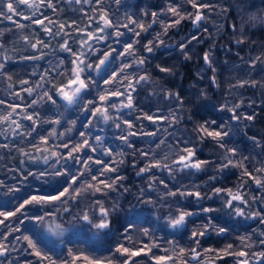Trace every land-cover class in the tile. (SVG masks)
<instances>
[{
  "label": "trees",
  "instance_id": "trees-1",
  "mask_svg": "<svg viewBox=\"0 0 264 264\" xmlns=\"http://www.w3.org/2000/svg\"><path fill=\"white\" fill-rule=\"evenodd\" d=\"M128 1L124 2L125 5L124 3L116 4L115 0H102V4H97L96 0H91V3L77 4L71 0H51L53 7H48L47 3H40L32 20L16 18L17 20L11 21L0 17V44L4 45L0 49V63L4 64V69L0 70V100L5 101L4 105H0V110L10 111L7 108L8 104L20 105L17 114L12 118L22 125L14 133V125L9 127L8 124H0V142H2L0 144L8 145L7 148L0 147V182L11 184L16 182L17 186L22 184L26 186L28 182H31L32 176H38L43 180L46 179L47 185L42 184L45 188L51 187L49 191H52L47 193L50 195L58 194L69 185L72 182V176H77L80 184L95 183L91 181V175H98L97 170L103 165L89 161L88 168L91 169L89 173L83 163L67 162L68 151L82 141L83 138L79 133L83 131L87 133L90 144L97 149L96 152L90 151L88 156L92 157L94 153L95 160L100 159L106 164L117 167L116 173L107 175L125 177L120 183L129 189L128 192H124L123 188H118L115 192H108L107 196L100 193L93 194L94 190H87L75 200L71 199V193H66L60 199L59 204L51 207L49 203L45 205V209L40 207V211H36L40 212L36 213L37 217L53 213L58 216L62 224L82 223L93 229L96 224L97 209L94 207V201L102 200L104 206L109 208L115 202L118 207L109 216L110 225L106 229H99L100 233L97 238H89L84 234L82 236L71 235L64 239L62 245L53 249L47 246L45 240L38 234L40 232L37 228L38 224L34 225V231H28L26 234L33 239L42 253L52 254L56 264H62L64 260L71 259L68 255L69 249H72L74 253H83L101 260L112 258L114 264H119L124 257L115 253L118 244L131 248L133 244L141 247L142 244L151 242L159 245L152 249V254L164 255L163 249L167 248L169 249L168 254L174 257L177 264H184L185 260L188 264H198L205 260H212L215 264H237L239 260L244 259L248 260V264H264V259L258 255H251V253L264 251V244L260 243L264 240V235H261L264 233V223H261V219L264 218V186H257L252 179L243 175L244 169H247L254 176L264 179V172L255 171L258 168H264V62L256 61L255 66H252L257 56L264 60V23L262 20L264 0H201L211 5L210 8L200 10L205 16L204 20L194 25L192 19L186 17L181 20L180 24L169 27L166 34L164 25L178 18L167 12L171 4L180 5L182 12L194 13L196 9L187 4L186 0ZM100 8L107 11L117 26L129 24L127 18L130 16L147 28V31L141 32L140 37H136L133 32L123 27L119 30L124 35L118 38L114 35L115 28L106 30L108 40H114L109 47L115 48L117 52L124 49L125 43L135 42L137 39L140 41L138 44L134 43L137 49L136 56L145 58L146 63L143 66L126 69L125 74L144 75L146 73L150 78L136 86L137 90L133 95L135 105L133 109H124L120 112L109 110L114 118L120 116L135 125L131 131L137 132V135L129 138L133 144L132 148L127 147L118 138L126 133L125 125L121 124V128L117 129L113 120L96 124L93 119L91 120L94 122L92 127H84L87 120L81 122L79 118L82 105L66 107L63 101L56 96L52 87L53 84L59 86L70 75L69 67L72 56L62 51L60 45L67 40L75 51L74 39L77 34L83 33L77 29L86 27L89 21L93 20H89V17L94 18L100 13ZM152 12H156L157 17L153 18ZM33 20L45 22L44 24L52 29L53 35H48L41 29V24L33 23ZM49 20L52 23H49ZM17 24L25 27L19 28ZM60 24H64L65 29L60 32V35H54L60 31ZM68 25L72 26L68 27ZM129 28H135V25L129 24ZM136 30L139 31V29ZM158 34L164 41L163 44H159L155 39ZM25 36L29 37L28 41L24 40ZM193 36L197 39L192 40ZM37 39L49 46L45 48L38 45L37 49L32 48L31 44ZM241 39L244 42L237 43ZM149 40H153L155 44L151 53L144 51L143 48ZM181 43L187 45L185 49L188 53L187 59L179 48ZM206 53L209 55L211 64L204 60ZM5 56L8 57L6 61ZM32 56L42 58L24 59V57ZM114 58L121 65L134 60L133 56L120 57L116 53ZM157 65L170 68L172 71L161 72ZM134 69L136 71H133ZM113 71L116 69H111V73ZM119 71L120 68L116 72L119 73ZM46 73L45 80H41V76ZM9 76L11 79H8ZM213 77H215V83H213ZM96 79L98 80V77ZM21 81H28V83L21 84ZM244 81L247 83L240 86ZM253 81L256 82L255 86L252 84ZM24 88H33L34 91L29 95L22 90ZM90 89L92 90L91 87ZM44 91H49L56 100L55 104L47 98L40 99ZM168 91L178 93L183 104H180L175 97L165 98V93ZM15 93H20L22 99ZM92 96L91 93L87 95V98ZM33 99L38 100L39 103L32 108H26V105L30 104ZM238 103L241 107L236 110L237 113L241 117L252 115L254 117L252 120L241 118L239 121H232L231 113L227 111V108L221 110L222 106L226 105L230 108ZM32 112L39 114L34 117L35 126L31 121L22 118L26 113ZM145 112L165 117L175 114L179 123H172L171 118L153 123L142 118ZM138 116L141 119L138 120ZM56 119L60 120L59 124L50 123ZM213 120L216 121V125L212 127L223 124L231 129L230 136L226 138L227 147H234L238 150L237 156L233 159L242 166H230L223 171H217L218 165L224 162L225 150L219 149L211 138L201 141L195 131L205 121ZM53 130L55 134L50 135ZM141 131L155 132L156 135L143 136L139 134ZM96 136L101 137V144L96 143ZM41 137L47 138V143H44ZM161 140L164 141L163 144H160ZM184 141L196 145L197 159L210 162L204 166L203 171H175L177 165H174L172 161L178 159ZM64 144H68L69 148H64ZM157 144H160L159 148ZM43 149L48 150L46 154L39 153V150ZM104 149H111L112 155H105ZM137 149L149 152V157H141ZM53 152L57 155L53 156ZM24 153H27V156ZM44 157L47 158V163ZM245 157L247 159H244ZM151 159H160L168 163L174 169L173 174L169 175L165 169L153 168L151 173L137 176L136 172L139 168L144 167ZM121 160L123 163H120ZM113 161L115 163H112ZM39 172H46L49 177H43ZM57 172H66L63 175L64 178L62 179V175H57ZM70 172H72L71 177L66 179ZM81 172L85 174L81 176ZM151 175L164 180L168 188L173 191L181 185L188 187L200 185V191L206 193H210L214 187L232 189L233 194L240 191L248 200V204L234 203L237 207L244 209L245 215L237 216L233 210L223 207L226 194L220 197L213 196L211 200L205 199L199 203L194 197H164L167 190L158 181L153 189L148 188V178ZM211 176H215L216 179L210 180ZM77 183L73 184V187L77 188ZM24 188L26 190L21 191L22 188H20V191H15V193H18V196L21 194L24 196L29 186ZM140 189H144L143 196L140 195ZM44 191L37 192L43 194ZM161 197L164 198L161 199ZM11 204L5 203L9 206L8 209L11 208ZM178 207L196 214L188 218L186 226L173 229L168 226L167 216L170 211ZM201 207H212L217 211L203 213L200 211ZM0 208H2L1 205ZM84 212L89 213L91 223L82 218ZM256 212L260 215L252 216V213ZM209 217L212 218L214 224L226 228L227 231L217 234L209 230L205 236L199 238L200 245L197 247L191 233L206 223ZM129 225L132 227L128 228ZM126 228H128L127 233ZM145 228L149 229L150 236L143 235ZM125 236L131 237V242L126 240ZM229 244L233 245L230 251L244 250L250 255L248 257L224 255L221 250ZM174 246L176 251H173ZM192 247H196L200 254L198 262L193 260L191 255L183 257L176 255L179 248L187 250ZM205 249L216 251L206 252ZM217 255L222 258L218 259ZM134 260L136 264H154L151 256L141 255L135 257ZM1 264H13L11 257L3 259ZM32 264H37V262H32Z\"/></svg>",
  "mask_w": 264,
  "mask_h": 264
},
{
  "label": "snow or ice",
  "instance_id": "snow-or-ice-1",
  "mask_svg": "<svg viewBox=\"0 0 264 264\" xmlns=\"http://www.w3.org/2000/svg\"><path fill=\"white\" fill-rule=\"evenodd\" d=\"M76 3H91V0H75ZM121 0H115L116 4H120ZM41 4L47 3L48 7H53L51 4V0H40ZM97 4H102V0H96ZM187 4H190L193 9H196L195 13L193 12H187L184 11L182 12L181 6L177 4H171L167 8V12L171 13L173 16L178 17L177 19L171 21L168 24L164 25V33H167V30L169 27H172L174 25L180 24L182 19L191 18L193 24H199L202 20L205 19L204 14L200 11L201 9L205 8H210L211 5L206 4L201 2V0H186ZM26 5L28 7H36L38 8V5H35L34 3H29V0H0V17H3L4 19L11 20L13 15H21V12L19 11V5ZM95 10V9H94ZM100 15H99V21L103 22V25L97 21V27L94 31H88L87 29H77V31H81L84 33L86 36L85 39L80 41V46L81 49L87 48V52L84 51H73L72 47L69 45L68 41L65 40L63 44L60 45V49L62 51L68 52L71 54L72 57H74L71 61L73 68L71 69V74L70 76L67 77V82L66 83H61L59 86L56 84H53L52 87L55 90V93L59 95L63 100L67 101L68 104H73L78 102L81 93L85 92L86 90L89 89L90 84H95V81L91 80L90 77H85L83 74L85 72V69H95V70H100L102 67H104L112 57L113 53H116L120 57H126V56H133L134 60L129 62V63H124L120 67L119 73L116 71H113L111 75L107 78L104 79L103 83L105 85L111 86L110 89H105L101 91L96 99L93 100H88L84 110L85 111H90V114L93 118L95 119H101L104 123H108L110 120H113L115 123V127L117 129L121 128V124L125 125L127 128V131L125 134H122L118 138L123 141L127 147L132 148L133 144L130 142L129 138L134 137L137 135V132L131 131L135 127V125L127 119H122L120 116H116L115 118L110 115V109L116 110L117 112H120L121 109L127 108V109H133L135 107L134 102H133V93L136 92L137 88L136 86L141 84L142 82L148 81L150 78L149 76L145 73L144 75H128L125 74L126 69H131L134 66L139 67L143 66L146 63L145 58L136 56L137 49L134 47V43L138 44L140 41L137 39L135 42H130V43H125L124 44V49L121 52L117 53V50L115 48L109 47V50L104 51L102 54V58L98 59V62L93 64V63H88L87 62V55L90 52H98L99 49H96L93 47V45L90 43L91 41H106L109 37L108 35H105L106 28H115V33L114 35L118 38L124 35L123 32L119 30L120 27L127 28L128 31L133 32V34L136 37H140L141 32L147 31V28L143 23H140L138 20L132 19V17H128V22L129 24L135 25V28H129V24H122L117 26L116 24L113 23L111 17L108 15L107 11L104 10L103 8L99 9ZM147 15V13H145ZM151 16L153 18L157 17L156 12H152ZM24 19L32 20V17L30 16H24ZM47 19V17H45ZM92 17H89V20H92ZM33 23L36 24H43L42 20H33ZM49 23H52L51 20H49ZM73 24H75V21H73ZM72 25H68V27H71ZM17 27L23 28L25 27L22 24H17ZM90 27V26H89ZM150 27V25L148 26ZM60 31L56 32L54 35H60V32H62L65 29L64 24L59 25ZM136 29H139L137 31ZM48 35H53L52 29L48 27H44L43 29ZM96 33H99V35H96ZM65 35H68V33H65ZM159 44H163L164 41L160 38V35L158 34L155 38ZM192 40H196L197 37L193 36L191 38ZM25 41L29 40L28 36L24 37ZM119 42V40H117ZM191 41H189L190 43ZM244 41L238 40L237 43H243ZM39 46H43L47 48L49 45L45 43L42 40L37 39L35 43L31 44V47L34 49H37ZM4 47L3 44H0V49ZM155 44L153 40H149L146 44L143 45L144 51L151 53L154 50ZM187 45L184 43H181L179 45V48L181 49L182 54L185 56V58H188V53L185 51ZM42 57H24V59H39ZM8 59L7 56L4 57V60L6 61ZM204 60L206 63L211 64V60L209 58V55L206 53L204 55ZM256 61H261L262 58L260 56H257L255 60L252 62V66H255ZM63 63V61H61ZM159 70L161 72L169 73L172 70L170 68L166 67H161L160 65H157ZM4 69V64L0 63V70ZM47 73L45 75L41 76V80H45ZM8 79H11L9 76ZM127 81L125 84L124 82ZM50 82V81H46ZM28 81H21V84H27ZM123 85V91L121 90L120 87L117 86V84ZM213 83H215V77H213ZM244 83H247V81L241 82L240 86H243ZM253 86H255L256 82H252ZM38 87L42 85H37ZM24 92H27L29 95L32 94L34 91L33 88H24L22 89ZM15 95L19 98L20 93H15ZM200 95H203V93H200ZM123 97L124 99H119ZM175 97L177 101L180 104H183V100L179 97L178 93H172L170 91L165 93V98H172ZM47 98L48 101H50L52 104L56 103V100L53 98V96L49 93V91H44L43 95L40 97V99ZM117 98L119 99V107L116 103H112V99ZM39 101L36 99H33L30 104L26 105V108H32L34 105L38 104ZM243 103V102H241ZM5 101L0 100V105H4ZM91 106V107H89ZM21 106L16 105V104H8L7 108L10 109V111H7L4 115H0V124H8L9 127L12 125L15 126L13 129V132L15 133L16 129H20L22 127L21 123H19L16 119H13L12 117L17 114V109H19ZM241 107V104H235L233 107H227L222 106L221 110L223 111L225 108H227V111L231 113L230 119L232 121H239L241 118L246 119V120H252L254 117L252 115H245L241 117L240 114L237 113V109ZM39 114L36 112L32 113H26L22 118L27 121H31L33 125L36 124V119L34 117H37ZM143 119L151 121L153 123H156L158 120L165 121L169 120L171 118L172 123H179V119L175 116V114H171V117H165V116H154L150 115L148 113H143L142 116ZM137 119H141L140 116L137 117ZM50 123H55L59 124L60 120L56 119L53 121H50ZM74 123V122H73ZM92 121L90 120L88 122V125H85V127L91 125ZM213 125H216V121H205L204 124L199 125L195 131L198 133V139L201 141L204 140L205 138H211L216 142V145L218 146L219 149H224V155H223V163L219 164L217 167V171H223L224 169L229 168L230 166H242L238 165L237 162L233 159V157H236L238 154V150L236 148H229L227 147V140L226 138L230 136L231 129L227 128L226 125H217L216 127H212ZM143 127V125H141ZM169 127H171V124H169ZM35 130V129H33ZM70 131V129H69ZM31 135V133H28ZM55 130H53L50 135H54ZM140 135L143 136H155V132H143L141 131L139 133ZM23 135V134H21ZM63 135V133L61 134ZM80 137H82V141L78 144H75L73 147L70 148L68 151V157L73 158L74 154L81 153L85 148H90L92 152H96L97 149L96 147H93L90 144L89 139L87 138V133L85 132H80L79 133ZM41 140L44 143H47V138L41 137ZM95 141L97 144H101V137L96 136ZM164 141L161 140L160 144H163ZM160 144H157V148L160 147ZM184 146L180 148V154L178 155V159L173 160L172 163L174 165H177V168L175 171L182 172L184 170H194L196 172H200L204 170V166L208 165L210 162L207 160H200L196 159V145L195 144H189L188 141L183 142ZM0 147L7 148L8 145H0ZM64 148H69L68 144L63 145ZM23 152V150L21 149ZM139 152V155L141 157L148 158L150 153L147 151H141L139 149L136 150ZM104 154L105 155H112V150L111 149H104ZM135 154V153H133ZM24 155L27 156V153H24ZM53 156H56L57 153L53 152ZM123 155V153H121ZM75 159L77 162H80L79 156H75ZM164 159H167V157H164ZM244 159H247L245 157ZM93 157L89 156L87 160L83 161V165L85 169L90 173L91 169L88 168V163L89 161H92ZM45 162L47 163V158H45ZM23 163V161H21ZM95 164L98 165H103L102 168L98 169V175H91V182H86L85 185H82L80 188H75L73 189V184L77 182L79 179L77 176H72L71 180L72 182L68 185V187L64 188L63 191L59 192L58 195L55 196H37V195H32L29 196L26 199H23L21 203L15 208L14 211H0V217H3V219H0V224H5V221L9 220L10 218L13 217H18V215H23L24 210L26 206L29 205H40L44 203H51L54 201L60 200L62 197L65 196L66 193H69V189H72L71 193V199L75 200L78 196H80L84 191L87 190H94L93 194L95 193H100L104 196L108 195V192H115L118 190V188H123L124 192H128L129 189L124 187L121 181L125 179V177L116 175L114 177L108 176V173H116L118 171L117 167L111 166V164H106L104 161L100 159H96L94 161ZM112 163H115L113 161ZM120 163H123L121 160ZM135 166V164L133 165ZM165 169L168 171L169 175H172L174 172V169L172 166H170L168 163H164L163 160L160 159H151L148 161V163L144 166L139 168V170L136 172L137 176H141L142 174L145 173H151L152 169ZM256 172H264V168H258L255 170ZM45 173H40V175H44ZM57 175H61L62 173L57 172ZM85 173L81 172L80 175L83 176ZM29 175H32V173H29ZM243 175L248 176L250 179H252L257 186H264V179L258 178L254 176L251 172H249L247 169H244ZM103 177V179H101ZM210 180H215V176L209 177ZM159 182V184L163 185V187L167 190L164 193V197H194L197 203H199L201 200H211L213 196L220 197L224 194H226V198L224 199L223 207H226L228 209H231L234 211V213L237 216H244L245 212L244 209L241 207H237L234 202H239L241 204H248V200L245 198V196L240 192L237 191L235 194H233L232 189H223L220 187H214L211 189L210 193L206 192H201L200 191V185H192L190 187L181 185L180 188H177L175 191L170 190L168 188V184L165 183L164 180L159 179L155 175H151L148 178V188L153 189L156 182ZM3 182H0V185H2ZM144 194V189H140V195L143 196ZM164 197H161L163 199ZM66 202V201H65ZM151 203V201H148ZM94 207L98 208L99 211V223H96L94 225L95 228L97 229H106L110 225L109 221V216L111 212L115 211L118 207V205L113 202L111 207H105L104 202L102 200H95L94 201ZM67 211V209H65ZM201 212L203 213H213L216 212L217 209L212 208V207H201L200 209ZM196 213L193 211H188L182 208H176L174 211H170L168 216H167V223L168 226L177 229L181 228L187 225L188 223V218L195 215ZM260 213H252V216H259ZM82 218L85 221H90L89 219V213L84 212ZM35 219L43 221L44 217H35ZM20 223H23V221H20ZM261 223H264V218L261 219ZM59 227V226H57ZM132 225H129L128 228H131ZM128 228L125 229V232L127 233ZM209 230L215 231L217 234H222L227 231L226 228L224 227H219L218 225L213 223V220L211 217L208 218L207 222L200 225L198 230H194L191 233V237L193 239V242L195 245L198 247L200 245V237H203L207 234ZM12 231L19 232V228H14ZM11 233H9L10 235ZM143 235L144 236H150L149 229L145 228L143 229ZM261 235H264L262 233ZM5 240H7V236L4 237ZM17 241L21 240V237H16L15 238ZM126 240H129L131 242V237L125 236ZM246 239V238H241ZM22 240L27 242V248L32 249V252L30 253L31 255H35L38 260L40 261V264H44L45 261H47V264H56L52 258L44 253L41 252L37 248L36 243L33 241V239L28 236L24 235L22 237ZM172 243V242H170ZM261 244H264V240L260 241ZM154 247H159L158 244L155 242L151 243H144L142 244L141 247H136L135 244H133V247H126L124 244H118L115 253L119 254L120 256L124 257L122 261L119 262V264H136V261L134 260L135 257H140L141 255L144 256H151V259L154 261V264H169V262H172V264H175V259L172 255L168 254L169 249L165 248L163 249L164 255H154L152 254V249ZM246 247H250V245H246ZM233 248L232 244L227 245L225 249H222L221 251L224 253L226 256H236V257H248L250 255L249 252L240 250V251H230ZM27 250V249H26ZM9 248L6 244L0 242V256H4L8 253ZM173 251H176L175 246L173 247ZM206 252H214L216 250L214 249H205ZM68 255L71 257L70 260H64L62 264H114V259L112 258H107L104 260H101L99 258L95 257H90L88 255H85L83 253H74L72 249H69ZM177 256L183 257L186 255H191L193 260H196L197 262L199 261V252L197 251L196 247H192L189 249H184V248H179L178 251L176 252ZM252 256H259L262 259H264V251L260 253H251ZM218 259H221L222 257L217 255ZM28 264H32L31 261L28 262ZM184 264H188V261L185 260ZM237 264H248V260H239Z\"/></svg>",
  "mask_w": 264,
  "mask_h": 264
},
{
  "label": "rangeland",
  "instance_id": "rangeland-1",
  "mask_svg": "<svg viewBox=\"0 0 264 264\" xmlns=\"http://www.w3.org/2000/svg\"><path fill=\"white\" fill-rule=\"evenodd\" d=\"M71 1L74 2L75 0H71ZM125 1L129 2L128 0H125ZM125 1L120 2V4L124 3ZM29 3H34L35 5H38V8L40 7V0H29ZM124 4L126 5V3H124ZM38 8L28 7L26 5L21 4V5H19V11L21 12V15H19V16L13 15L11 21L15 20L16 18H24V16L32 17L37 12ZM99 15H100V13H98L96 16H94L93 20L89 21V23L83 29H87L88 31H94L97 27V21H99ZM262 20L264 23V13H263V19ZM44 23L45 22H43V24H41V26H40L41 29H44V27L46 26L45 25L46 23L45 24ZM99 23L101 25H103L102 21H99ZM194 25H198V24H194ZM107 29H109V28H106V30ZM23 33H25V32L23 31ZM106 34H107V32H105V35ZM96 35H99V33H96ZM85 38H86V36L84 35V33L76 35V38L74 39L75 40L74 45H76L74 47L75 51H77V52H79V51L87 52L88 51L87 48L81 49V46H80V41L85 39ZM108 39L106 41H99V42L91 41L90 42L93 45V47L96 49H99V51L88 53V55H87V62L88 63H93V64L97 63L98 59L102 58L103 52L109 50L108 47L110 44H113L112 42H114V40H108ZM105 45H107L106 48H105ZM121 51H123V50L120 49V52ZM114 57H115V53L110 58L109 62L104 67H102L100 70H95L94 68L93 69H85V72L83 75L85 77H90L91 80L95 81V84H91L90 87L92 88V90L89 87L88 90L81 93V96H80L78 102L73 103V104H68L67 101L63 100L59 95L56 94V96L63 101V103L66 107H76V106L82 105L81 110H80V117H79L81 119V122L84 120L90 121L93 119H94L96 124L102 122L101 119L93 118L90 114V111H85L84 108H85V105H86L88 100L96 99L98 94L101 91L111 88V86L105 85L103 83V81H104V79H107L111 75V74H109V73H111V69H114V70L116 69V71H117V69L121 67V64H119V62ZM73 58L74 57L71 58V61ZM69 68H70L69 70H70V74H71V69L73 68L72 63H70ZM133 71H136V70L134 69ZM135 75H140V73H137ZM103 76H104V78H102ZM97 77H98V80L96 79ZM66 82H67V80L63 83H66ZM124 83L126 84L127 81H125ZM117 86L120 87L121 90L123 91V85H120L118 83ZM91 93L93 96L90 98H87V95H90ZM132 95H134V93ZM119 99H124V98L121 97ZM119 99L113 98L111 102L116 103L119 107ZM89 107H91V106H89ZM124 109H127V108H124ZM124 109H121V110H124ZM2 113H6V112L0 110V115ZM87 121L84 123V125H88ZM92 123L93 124L88 126L89 128L94 125V122H92ZM77 126L78 125H76V127ZM0 143H2V142H0ZM39 151H40L39 152L40 154H46L48 150L43 149V150H39ZM90 151H91L90 148H85L81 153L74 155L73 158H68L67 162L78 163L77 160L75 159V156H79V158H80L79 163H83V161L89 157L88 155H89ZM36 152H38V151H36ZM45 157H47V156H45ZM92 157H93V160L90 162L93 163L95 161L94 153H93ZM40 173H45L44 175H41L43 177H46V178L49 177V174L46 172H39V174ZM62 173L63 174H61V175H62V179H63L64 178L63 175L66 172H62ZM71 173L72 172H70V174L66 177V179L71 177ZM78 180H77V182H78L77 188L86 184L85 182H83L84 184H80V182ZM30 181L31 182H28L27 183L28 185H26V186H29V189L25 192L24 196H22V194H21V196L20 195L18 196V193H15V191H20V188H22L21 191H24V190H26L24 188L26 186H23V184L22 185L19 184L20 186H17L16 182H15V184L3 182L2 185H0V205L2 207V208H0V211H14L15 208L19 205V203H21L23 201V199H26L29 196H32L33 194H35L37 196H55V195L59 194V193L55 194V195L47 194L48 192H50L52 190L49 191V189L51 187L48 186V188H45V186L42 184V183H44L47 185L46 179L43 180L42 178H38V176H32ZM66 187H68V185L65 186L64 188H66ZM73 189H75V187H73ZM42 190H45L44 191L45 193L41 194V193L37 192V191H42ZM69 193H72V189H69ZM60 202H61V200L54 201V202H51L50 205L52 207L53 205H57ZM5 203H7L9 205L12 203L11 208L8 209L9 206L5 205ZM46 204H49V203L26 206L23 215H18V217L10 218L9 220L5 221V224H0V242L6 244L9 248V251L6 255L0 256V264H1L2 260L8 256L11 257L13 264H28L29 261L34 262V263L37 262V264H40V261L38 260V258L35 255L30 254L32 252V249L27 248V242L22 240V237L24 235H27L26 233H28V231H31V232L34 231L33 227L36 224H38V226H39L37 228L40 229V232L38 234H40L41 237L45 240L47 246H49V247L51 246V247H53V249L58 247L59 245H62L64 239L71 236V235L72 236H74V235L82 236L84 234L86 237L88 236L89 238H97L99 236V233H100L99 229H97L95 227L92 229V228H90V227H88L82 223H69L68 225L62 224L60 222V220L58 219V216L56 214L53 215V213L45 214L44 216H42V217H44L43 221H40V220L38 221L37 219H35V217H37L36 213H40V212H36V211H40L39 208L40 207L44 208ZM35 209H38V210H35ZM32 213H34V216H32ZM45 213H47V212H45ZM39 215H41V214H39ZM38 217H40V216H38ZM0 219H3V217H0ZM95 219H96L95 220L96 223H99L98 208L96 209ZM20 221H23V223H20ZM57 226H59V227H57ZM14 228H19L20 231L19 232L12 231V229H14ZM9 233H11V234L9 235ZM5 236H7V240L4 239ZM16 237H21V240L17 241L15 239ZM48 256H50L52 258V260H55V257H53L52 254L48 255ZM44 264H47V261H45ZM175 264H177V263H175ZM198 264H215V263L212 260H205V261L200 262Z\"/></svg>",
  "mask_w": 264,
  "mask_h": 264
}]
</instances>
